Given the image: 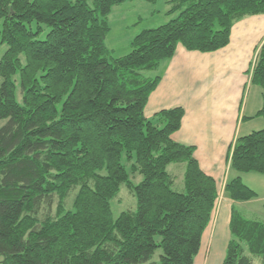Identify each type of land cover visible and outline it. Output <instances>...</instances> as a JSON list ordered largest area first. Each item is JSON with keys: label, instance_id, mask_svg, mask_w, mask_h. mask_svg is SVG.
I'll return each mask as SVG.
<instances>
[{"label": "trees", "instance_id": "1", "mask_svg": "<svg viewBox=\"0 0 264 264\" xmlns=\"http://www.w3.org/2000/svg\"><path fill=\"white\" fill-rule=\"evenodd\" d=\"M126 1L0 0V44L8 47L0 61V264H157L158 248L160 264H194L200 252L217 182L194 147L172 138L184 109L147 118L145 108L178 44L227 46L236 22L264 14V0H168L173 17L116 57L106 44L109 16ZM251 83L264 91V42ZM257 115L264 118V92ZM178 162L182 190L168 171ZM230 162L264 173V128L240 136ZM133 174L143 177L137 185ZM124 184L138 207L115 220L111 201ZM226 191L235 201L257 195L241 178ZM230 230L223 264H264V221L233 207Z\"/></svg>", "mask_w": 264, "mask_h": 264}, {"label": "crops", "instance_id": "2", "mask_svg": "<svg viewBox=\"0 0 264 264\" xmlns=\"http://www.w3.org/2000/svg\"><path fill=\"white\" fill-rule=\"evenodd\" d=\"M263 42L264 14H256L236 22L230 43L219 50L201 52L178 44L174 56L158 68L161 80L145 108L147 118L162 110L184 109L181 128L172 138L194 147L200 168L217 182L219 198L194 264H223L231 240L233 207L250 214L255 202L264 207V173L239 172L230 162L236 140L264 128V118L257 115L264 91L251 83L253 64ZM4 51L0 49V61ZM5 123L0 120V128ZM236 178L255 191L256 197L233 200L226 186Z\"/></svg>", "mask_w": 264, "mask_h": 264}, {"label": "rangeland", "instance_id": "3", "mask_svg": "<svg viewBox=\"0 0 264 264\" xmlns=\"http://www.w3.org/2000/svg\"><path fill=\"white\" fill-rule=\"evenodd\" d=\"M168 0H158L157 3H151L146 0H128L124 3L114 6L112 13L109 16L111 32L107 36L106 44L116 57L126 55L132 51L131 41L142 30L154 28L165 24L173 16L167 14L170 9ZM36 26V24H33ZM49 28L44 27V32L39 36V39H45ZM7 45L0 44V49L7 51ZM5 52V51H4ZM2 77L0 76V86ZM21 89L18 86V99L21 101ZM130 166V163H127ZM171 174L176 176V189H184V171L185 164L182 162L173 163L168 166ZM132 182L137 185L142 176L133 174ZM76 191L72 192L67 199L68 207L71 206L73 197ZM256 206L252 207V213L245 214L248 218L259 219L264 221V207L262 202H255ZM56 206H53L52 214L56 212ZM113 217L116 220L123 212L127 210H137L138 201L134 193L130 191L127 185H122L115 198L111 201ZM242 212V211H241ZM163 250L158 248L153 257V262L160 264V257Z\"/></svg>", "mask_w": 264, "mask_h": 264}, {"label": "built area", "instance_id": "4", "mask_svg": "<svg viewBox=\"0 0 264 264\" xmlns=\"http://www.w3.org/2000/svg\"><path fill=\"white\" fill-rule=\"evenodd\" d=\"M255 63V62H254Z\"/></svg>", "mask_w": 264, "mask_h": 264}]
</instances>
